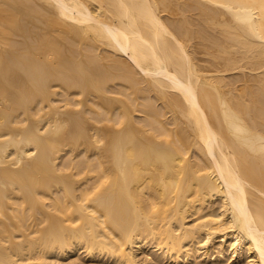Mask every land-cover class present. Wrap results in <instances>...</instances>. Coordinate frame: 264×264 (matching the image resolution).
Here are the masks:
<instances>
[{"label":"bare ground","instance_id":"obj_1","mask_svg":"<svg viewBox=\"0 0 264 264\" xmlns=\"http://www.w3.org/2000/svg\"><path fill=\"white\" fill-rule=\"evenodd\" d=\"M83 254L264 264V0H0V264Z\"/></svg>","mask_w":264,"mask_h":264},{"label":"rangeland","instance_id":"obj_2","mask_svg":"<svg viewBox=\"0 0 264 264\" xmlns=\"http://www.w3.org/2000/svg\"><path fill=\"white\" fill-rule=\"evenodd\" d=\"M143 256L144 255L142 254L141 259H145ZM68 261L70 262V260H68ZM68 261H66V262L68 263ZM73 262H72L73 264H99L98 261H97V263H96V261H89V259L87 257H85V254H83L80 258L77 257V259ZM67 263L61 262L59 264H67ZM68 264H70V263H68Z\"/></svg>","mask_w":264,"mask_h":264}]
</instances>
